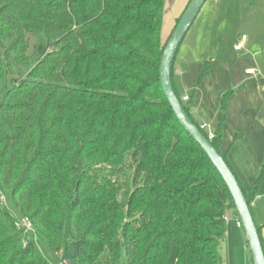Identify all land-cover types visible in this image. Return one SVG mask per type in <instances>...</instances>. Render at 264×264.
<instances>
[{"label":"trees","instance_id":"trees-1","mask_svg":"<svg viewBox=\"0 0 264 264\" xmlns=\"http://www.w3.org/2000/svg\"><path fill=\"white\" fill-rule=\"evenodd\" d=\"M167 3L0 0V264H51L8 200L54 252L72 243L79 264H225V216L238 213L163 89L164 50L188 6L164 39ZM178 52L172 84L200 128ZM233 94L211 140L232 171L221 144ZM236 178L252 211L264 163L248 191Z\"/></svg>","mask_w":264,"mask_h":264},{"label":"crops","instance_id":"crops-1","mask_svg":"<svg viewBox=\"0 0 264 264\" xmlns=\"http://www.w3.org/2000/svg\"><path fill=\"white\" fill-rule=\"evenodd\" d=\"M188 2L189 0H168V12L165 15V18L170 17L168 27L174 25L172 21L183 13ZM214 2L217 4L219 1ZM179 3L180 6L174 10ZM243 37L245 35L239 36L234 46L218 43L214 48L216 55L209 54L210 46L196 43V56L192 53L177 60L176 74L184 96L194 94L192 111L200 125L207 124L208 132H215L218 126L223 94L230 89L234 91L228 104L221 150L228 153L227 158L234 173L248 191L264 163V71L256 57L259 51L252 47L246 48V38L242 41V47L235 49ZM207 61L211 64L210 72L201 84L196 85ZM250 68H255L256 71L248 74L246 71ZM263 197L264 195L258 196L255 203L260 202ZM228 217L236 219L237 216L230 210ZM256 223L262 227L264 239V220ZM231 237L233 240L236 237L233 228L227 230L225 244H230L231 251L228 260L224 259L225 264H253L252 257L249 256V244L246 247L247 244L241 240L238 245H234Z\"/></svg>","mask_w":264,"mask_h":264},{"label":"rangeland","instance_id":"rangeland-1","mask_svg":"<svg viewBox=\"0 0 264 264\" xmlns=\"http://www.w3.org/2000/svg\"><path fill=\"white\" fill-rule=\"evenodd\" d=\"M218 1L220 3L217 2V4L214 0L206 1L182 42L177 55V60H181L185 55H190L192 53V55L196 56V51L194 49L196 43H203L206 47L210 46L211 50L209 54L216 55L217 51L214 48L218 46V43H220V45L225 44L229 46L230 44L234 46L237 43L239 36L245 35V38L247 39L245 47H252L259 51V54L256 57L261 62L264 71V0ZM179 6L180 3L173 9L175 10ZM168 19L170 20L169 16H167L164 21V39H167L171 34L176 22V20H173L172 22L174 25L168 27ZM7 205L19 219L18 222L24 219L20 210L11 200L7 201ZM252 212L255 221L257 220L256 222L259 223L260 220H264V197L257 204L255 201L252 203ZM227 227L229 231L233 228L234 235L236 236L234 240L231 237V243L233 241L234 245H238L242 240L243 243L247 244L246 247H248L244 228L239 227L235 219L228 217ZM29 233L37 242L40 251L51 264H79V261L74 258V247L72 243H69L64 251L56 253L51 249L44 236L37 235L35 231ZM229 247L230 244L227 245L224 241L220 248V253L226 260H228L231 251ZM249 256L251 258V255ZM64 260L67 263H64Z\"/></svg>","mask_w":264,"mask_h":264},{"label":"water","instance_id":"water-1","mask_svg":"<svg viewBox=\"0 0 264 264\" xmlns=\"http://www.w3.org/2000/svg\"><path fill=\"white\" fill-rule=\"evenodd\" d=\"M206 1L207 0H191L182 14V17L164 50L160 66L161 82L166 97L172 106L177 119L204 149L226 182L233 198L238 217L244 228L253 264H264V249L256 221L236 175L220 153L215 149L211 140L204 135L201 129L188 116L172 84V67L174 58Z\"/></svg>","mask_w":264,"mask_h":264},{"label":"built area","instance_id":"built-area-1","mask_svg":"<svg viewBox=\"0 0 264 264\" xmlns=\"http://www.w3.org/2000/svg\"><path fill=\"white\" fill-rule=\"evenodd\" d=\"M245 38L243 37L240 42L235 46V49L236 50H239L241 47H242V41L244 40ZM256 71L255 68H250L248 69L246 72L249 74V73H254ZM184 100H187L188 97L185 96L183 98ZM200 129L201 130H206L207 129V124H201L200 125ZM214 138V132H209V139L212 140ZM2 201L6 203V199L4 196L1 197ZM225 220L228 221V215L225 216ZM236 222H237V225L239 227H242V223L239 219V217H236ZM18 226L22 227L24 230H25V233H29V232H34V227L32 225V223L30 222V220L28 218H24L22 221L18 222ZM36 237V236H35ZM64 263H67L65 260L63 261Z\"/></svg>","mask_w":264,"mask_h":264}]
</instances>
